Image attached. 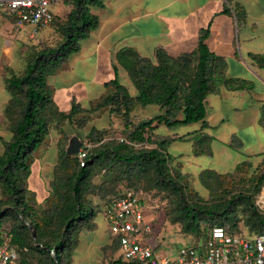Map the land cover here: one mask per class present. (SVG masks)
I'll return each mask as SVG.
<instances>
[{
	"label": "trees",
	"instance_id": "obj_1",
	"mask_svg": "<svg viewBox=\"0 0 264 264\" xmlns=\"http://www.w3.org/2000/svg\"><path fill=\"white\" fill-rule=\"evenodd\" d=\"M105 1L67 2L71 3L70 9L62 16L63 21L57 28L59 42L53 47L37 51L27 60L21 74L14 73L9 67L3 69L4 87L9 96L4 117L11 120L15 109L19 111V116L10 124L11 138L1 141L3 153L0 155V207L4 203L10 207L0 210V221L9 216L19 221L8 235L12 246L29 251L26 255L29 259L20 260V264H31L34 257L39 264L71 262L72 254L78 246L79 233L94 228L93 220L97 211L85 199V194L93 187V172L96 168L110 170L113 165H118L122 172L129 176L134 175L136 179L149 175L155 190L162 195L173 194L177 199L173 222L178 223L189 238L201 237L205 231L215 227L230 233L244 232L238 227L236 211L239 208L246 213L245 226L254 230L249 234L264 233V212L259 211L254 203L256 196L264 189V159L254 165L248 158L237 164L232 172L223 174L237 175L242 170L255 172L239 191L227 192L217 200L207 202L193 189L182 184L179 173L173 174L171 171L167 147L175 139H158L154 134L161 125L170 129L199 123L201 126L197 136L205 147L193 150L194 155H210L208 137L201 133L208 127L205 121L206 97L218 93L221 86L229 90L251 89V85L245 81L227 78L225 61L208 50L206 40L210 34V23L206 28L200 29L196 48L188 54L170 57L164 50L157 49L152 61L140 57L131 49L120 50L116 54V62L127 73L135 89V96H131L128 89L120 84L118 70L113 66L112 78L103 84L104 92L90 102L93 107H82L74 98H70V109L67 112L57 109L48 79L71 56L79 53L81 42L88 39L90 33L98 28V16L91 9H102ZM228 13L226 8L220 12ZM55 18L56 16L52 23ZM248 57L264 69V55L249 54ZM137 105L157 106L161 113L133 125L126 135L127 141L102 143L87 151L83 166H80L77 155H66L69 138L66 136L64 124L76 126L83 116L108 109L110 113H116L125 120L126 128L130 114ZM178 113L182 116L180 119L177 117ZM52 119L61 122L56 124L60 140L58 161L54 168L55 173L61 174L54 175L49 183L50 193L44 200L46 209L39 217L33 208L36 205V195L28 188L27 179L35 159L34 153L48 135L49 121ZM258 122L264 131V104L260 107ZM88 138L99 143L103 136L92 130ZM80 141L81 148L85 149L83 140ZM145 143L154 147L134 148L135 145ZM233 147L239 149L241 144ZM223 175L212 170H203L198 174V180L211 193L215 185L225 183ZM133 191L142 195L149 206L146 194L138 192L139 189ZM120 194L111 199L105 209ZM202 223L207 226L205 229L201 228ZM1 243L0 240V245ZM109 248L119 252L116 240ZM49 250L53 251L57 263ZM110 264L125 263L118 256Z\"/></svg>",
	"mask_w": 264,
	"mask_h": 264
},
{
	"label": "crops",
	"instance_id": "obj_2",
	"mask_svg": "<svg viewBox=\"0 0 264 264\" xmlns=\"http://www.w3.org/2000/svg\"><path fill=\"white\" fill-rule=\"evenodd\" d=\"M224 8L229 10L228 14H220ZM54 11L58 15L60 10L56 8ZM91 12L98 16L99 26L81 42L79 53L71 56L65 65L68 64L70 70L68 80L76 72L87 70L92 78L88 79L89 73L81 75L84 78L76 79L70 91H80L84 96L87 84L93 83L100 88L96 95L99 97L104 92L103 84L107 82L103 77L113 71V66L121 75L119 71L123 69L116 62V54L122 49H131L152 61L157 49L164 50L170 57L191 53L196 48L200 29L210 23L206 40L208 50L225 61L227 78L245 81L251 89L229 90L221 86L218 93L206 97L205 110L208 106L212 114L208 116L206 112L208 127L201 133L208 137L209 156L214 157V145H218L221 152L229 150L241 156L236 159L233 169L248 158L255 165L264 159V131L258 122L260 107L264 104V69L248 57L249 54L264 55V0H106L102 9ZM25 29L31 28L19 30ZM18 32L22 31H15L12 22L0 14V117L9 100L3 69H13L14 40L21 36ZM57 76H52L56 82ZM222 104L229 109L228 116L221 114ZM220 126L222 131L214 135ZM248 137L251 143L246 144ZM237 144H241V148L233 147ZM242 148L244 152H240ZM93 225V229L80 232L70 264L88 263L90 252H95L96 236H102L104 246L110 245L103 214L102 220L93 222Z\"/></svg>",
	"mask_w": 264,
	"mask_h": 264
},
{
	"label": "rangeland",
	"instance_id": "obj_3",
	"mask_svg": "<svg viewBox=\"0 0 264 264\" xmlns=\"http://www.w3.org/2000/svg\"><path fill=\"white\" fill-rule=\"evenodd\" d=\"M70 5L71 3H59L55 5L56 7L53 6V11L56 10V8H59L60 11L57 12L58 15H56L54 23L45 30L34 33L31 29L19 30L15 28V31L18 30L22 32H18L21 36L14 40V48L12 52L15 63L11 64L14 73L21 74L27 60H29L37 51L53 47L59 42L60 37L57 33V28L63 21L62 16L69 11ZM91 10L93 12L96 11L95 8H92ZM55 12L56 11H54V13ZM64 65L56 74H54L58 75L57 82L52 76L48 79V86L52 94V99L53 101L55 100L54 104L57 109L62 112H67L70 109V98H74L82 107H93L90 103L92 100H88L89 98H96V95L100 90L96 84L88 83L86 86L87 93L85 92L84 96L80 95V91H74V89L70 91L69 89L71 84L75 83L76 79L84 78L81 77V75H86L89 71H82V73L76 72V74L72 76V79L68 80L69 75L67 74L70 71L68 68L69 66L68 64ZM119 73H121V75L118 74L120 84L128 89L131 96H135V89L132 86L127 73L124 70L119 71ZM112 76L113 71H108V74L104 75L103 78L104 80L109 81ZM91 78L92 75L89 73L88 79ZM102 89L103 88L101 87V90ZM110 92L111 90L109 93ZM5 106L1 111L0 117L2 122L0 123V155L3 153V145L1 141H8L11 138L10 124L19 116V111L15 109L12 112L13 116L11 120L8 121L6 117H4ZM220 111L223 116L229 115V109L225 104L221 105ZM206 112L208 116H211L212 110L208 106L206 107ZM160 113L161 112L157 106L140 107L137 105L131 112L129 124L125 128V120L121 116L116 113H110L108 109H103L96 111L91 115L83 116L78 120L76 126H70L67 123L64 124V129L66 136L69 139L72 136L80 137V140H83L85 150L90 151L102 143H114L120 142L121 140L127 141L126 135L128 134V131L133 128V125L159 115ZM177 117L180 119L182 116L178 113ZM83 119L85 120L83 121ZM209 122L212 124V121L209 120ZM56 124H61V122H58L56 119L49 121V133L34 153L35 159L31 166L30 175L27 179L28 188L34 191L36 195V205L33 206V208L38 213L39 217L46 209V203L44 200L50 193L49 183L53 180L54 175L61 174L60 172H54V168L58 161L57 154L60 140L57 134ZM235 125L238 127V124ZM199 128V123L186 126H176L170 129L161 125L155 130L154 134L158 139H175V141L171 142L167 147V154L170 156L169 164L171 171L173 174L179 173L182 176L180 181L183 185H187L189 188L193 189L204 201L210 202L224 196L227 192L239 191L246 184V180L254 175L255 172L242 170L237 175L222 174L225 177V183L215 185L214 190L211 193L204 189L198 180V174L201 171L212 170L217 173L226 174L225 172H231L233 170L236 159H241L242 157L236 156L229 150H222L223 152H221L218 145H214V157L209 155H194L193 150H199L205 147V144L199 141V137L197 136ZM222 128L223 127L220 126L217 128V130L219 129L218 131L215 133L212 131V133L215 135L217 132H221ZM92 130L96 133H100V136H103L101 142L95 143V141L89 140L88 135ZM234 137L237 138L238 136ZM61 141L63 140L61 139ZM245 142L246 144L251 143L250 137H248V139L246 138ZM153 147L154 146L147 145L146 143L134 146L135 149H150ZM240 152H244V149L242 148ZM91 182L93 187H91L85 194V199L96 208L97 214L94 217V223L102 220V214L107 203L116 195L122 193L125 189H139L140 191L138 192L146 194V197L149 198V206L147 205L146 213L147 217L151 220V226L153 228L151 241L156 246L155 252L157 255L173 257L179 248L190 243V238L182 232L181 226L178 223L173 222L177 199L171 193H165V195H162L155 190L152 177L149 175L143 179H136L134 175L129 176L127 173L122 172V169L119 168L118 165H113L110 170L106 168H96L93 172ZM263 191L264 189L256 196L255 200ZM7 207H10V205L4 203L0 207V210ZM236 213L239 219L238 227H240L245 233L248 232L249 234L252 230L248 226H245V211L242 208H239ZM16 224H19V221H16L12 216H9L0 221V229L1 227L4 229L2 233H9L12 227ZM206 227L207 226L202 223L201 228L205 229ZM252 232H254V230ZM31 236L33 239V235ZM92 240H94V238H92ZM104 242L105 241L101 235L96 236L93 244L96 253L94 252L93 254L90 252V258L87 261V264H110L112 261L117 260L119 252L115 251L113 248H109L111 244L109 246H104ZM19 250L18 255L21 261L28 258L26 255L29 251H24L20 248ZM31 264L39 263L34 257ZM64 264L70 263L64 262Z\"/></svg>",
	"mask_w": 264,
	"mask_h": 264
},
{
	"label": "built area",
	"instance_id": "obj_4",
	"mask_svg": "<svg viewBox=\"0 0 264 264\" xmlns=\"http://www.w3.org/2000/svg\"><path fill=\"white\" fill-rule=\"evenodd\" d=\"M72 0H0V14L15 28L30 27L36 33L49 28L56 14L52 7ZM87 151L77 154L84 165ZM264 212V191L255 200ZM147 205L142 195L124 190L103 213L111 243H118L119 256L125 264H264V233L249 235L212 228L201 237L179 248L173 257L159 256L151 241L153 228L147 217ZM0 229V264H20L18 247L10 244L8 233Z\"/></svg>",
	"mask_w": 264,
	"mask_h": 264
},
{
	"label": "water",
	"instance_id": "obj_5",
	"mask_svg": "<svg viewBox=\"0 0 264 264\" xmlns=\"http://www.w3.org/2000/svg\"><path fill=\"white\" fill-rule=\"evenodd\" d=\"M82 147V143L80 139L76 136H72L69 141L68 145L66 147V155L67 156H75L79 153L80 149ZM2 214V212H1ZM50 255L53 257L55 263H57L56 258L54 257L53 251L49 250Z\"/></svg>",
	"mask_w": 264,
	"mask_h": 264
}]
</instances>
